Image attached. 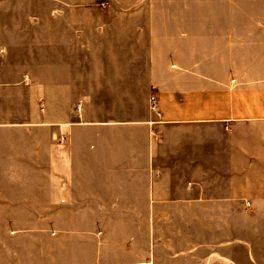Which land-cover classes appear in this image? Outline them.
I'll use <instances>...</instances> for the list:
<instances>
[{
	"label": "crops",
	"instance_id": "crops-1",
	"mask_svg": "<svg viewBox=\"0 0 264 264\" xmlns=\"http://www.w3.org/2000/svg\"><path fill=\"white\" fill-rule=\"evenodd\" d=\"M102 5L0 0V104L9 86L26 107L0 119V215L54 221L60 241L44 245V264H242L221 219L229 202H264L256 21L189 18L133 36L114 31L148 14ZM180 219L193 225L181 231Z\"/></svg>",
	"mask_w": 264,
	"mask_h": 264
},
{
	"label": "rangeland",
	"instance_id": "rangeland-1",
	"mask_svg": "<svg viewBox=\"0 0 264 264\" xmlns=\"http://www.w3.org/2000/svg\"><path fill=\"white\" fill-rule=\"evenodd\" d=\"M52 1V0H49ZM81 1L89 5H102V2H109L116 9H123L125 6L132 7V11L138 10L146 12L149 17V24L143 27L137 25L123 26L121 25L114 33H128L131 35L142 34H171L177 27L171 25V22L180 21L183 23L185 19H194L197 23L203 18L211 19L213 24L220 19H244L243 28L245 30L250 27V19L256 21L261 34L264 37V0H68ZM38 9V13L42 14L43 10ZM164 24H158L159 21ZM187 21V20H186ZM157 23V24H155ZM168 23V24H166ZM20 31L28 27H13ZM33 29L35 34L42 35L44 27L35 25L29 27ZM182 28V26H181ZM90 32L85 27V32ZM74 33V31H71ZM43 45V42L37 41ZM4 97L0 104V119H10L20 115L26 107L18 106L13 98L14 95L21 94L18 91L14 93V89L9 86L2 88ZM86 92V91H83ZM101 96H105L111 91H98ZM141 90H132V109L141 108ZM8 94V95H6ZM78 103L77 108H79ZM108 108V107H103ZM22 113V114H23ZM2 187H0L1 195ZM242 210V212H240ZM193 225L194 219H180L179 229L181 231L184 225ZM212 222L214 218L210 219ZM164 226H173L176 229L177 219H162ZM185 221L184 223H182ZM209 218H195L197 225H204ZM54 221L48 217L44 219L43 214L38 212L37 216H20L16 218H6L0 215V264H44L46 243H52L53 247L58 246L60 241L59 235L50 231V225ZM222 224L226 225L228 236V257L237 260L242 264H264V202L245 203L243 206L229 202L227 219H221ZM188 227V228H189ZM224 234V233H223ZM182 240V235L179 236ZM200 239L207 240V237L200 235ZM189 245L186 240L184 245ZM223 250V249H222ZM205 250H199L198 254L203 255ZM223 252V251H222ZM188 254H184L187 256Z\"/></svg>",
	"mask_w": 264,
	"mask_h": 264
},
{
	"label": "built area",
	"instance_id": "built-area-1",
	"mask_svg": "<svg viewBox=\"0 0 264 264\" xmlns=\"http://www.w3.org/2000/svg\"><path fill=\"white\" fill-rule=\"evenodd\" d=\"M151 108L154 110L158 109V103H157V98L155 95L151 96Z\"/></svg>",
	"mask_w": 264,
	"mask_h": 264
}]
</instances>
